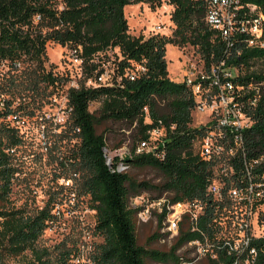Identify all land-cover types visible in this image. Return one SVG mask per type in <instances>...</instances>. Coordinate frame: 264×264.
Listing matches in <instances>:
<instances>
[{
    "label": "trees",
    "instance_id": "16d2710c",
    "mask_svg": "<svg viewBox=\"0 0 264 264\" xmlns=\"http://www.w3.org/2000/svg\"><path fill=\"white\" fill-rule=\"evenodd\" d=\"M167 1L171 5L167 16L169 26L173 27L171 36L129 33L124 8L137 3L156 8L160 7L161 0H0V59H6L9 66L0 88L11 95L21 86L34 101L33 94L43 88L40 84L47 87L54 82L45 63L49 43L80 46L85 60L117 47L121 66L128 61L144 59L146 62L147 73L134 81L123 79L119 85L69 91L72 112L68 125L71 129L79 128L76 134L79 141L64 154L59 165L75 174L78 195L87 196L95 211L94 232L102 241L91 255L94 264H147V260L178 264L176 250L193 237L181 232L166 251L138 244L135 217L140 208L129 204L131 197L153 190L159 195L170 192L171 201L200 197L208 175V166L194 151V141L205 126L192 125L193 98L183 82L169 78L165 52L168 43L190 45L205 68H209L224 56L225 46L219 34L205 22L207 0ZM239 3L254 4L264 13V0H239ZM37 15L40 18L35 22ZM236 49L240 53H233L226 60L227 65L236 67L233 81L243 87L241 98L256 100L255 106L248 109L252 124L243 133L246 158L258 160L252 165L251 173L254 180L264 183V48L238 42L233 52ZM14 61H21L22 67L13 68ZM253 61L262 64L260 68H252ZM27 62L33 65L25 68L23 64ZM92 101L101 103L95 113L89 111ZM45 103L39 100L35 108L40 109ZM10 105L8 102L6 110L0 112V264H9L15 258L20 259V264H69L75 250L72 254L69 248L53 253L49 247L38 244L55 218L54 193L32 212L9 202L17 173L10 149L20 146L24 134L3 120L4 115L12 111ZM18 106L24 110L25 105ZM104 121L134 124L137 141L147 139V130L152 127L165 128L164 141L157 150L160 156L153 152L135 154L133 145L130 154L123 157L130 168L157 171L162 177L160 184L138 181L128 171H111L105 163V136L97 132V126ZM117 159L114 158L113 164ZM261 202L264 204V199ZM159 230L158 220L148 242L161 235ZM256 245L255 264H264V237L257 239ZM206 261L231 264L224 257Z\"/></svg>",
    "mask_w": 264,
    "mask_h": 264
},
{
    "label": "built area",
    "instance_id": "2783aa9c",
    "mask_svg": "<svg viewBox=\"0 0 264 264\" xmlns=\"http://www.w3.org/2000/svg\"><path fill=\"white\" fill-rule=\"evenodd\" d=\"M207 1L204 19L224 42V56L209 68H205L199 59L197 68L186 55L185 73L181 77L194 101L192 115L195 112L201 119L200 126H205L194 141L195 154L208 166L205 188L200 197L171 201L165 195L153 200L150 206L156 212L157 222H160L161 242H165L167 237L177 239L181 232L193 236L176 250L178 264H195L201 260H219L220 257L231 264H255L258 258L256 241L264 237V204L261 202L264 199V183L253 179L251 167L258 160H247L243 133L252 124L248 109L255 106L256 100L240 97L243 87L233 81L237 74L236 67L227 65L226 60L233 53H240L239 49L233 52L238 42L248 47L264 48V13L260 7L250 3L243 5L239 0ZM160 7L163 9L161 14L168 16L171 10L168 1L161 0ZM39 18L35 16L34 21ZM151 33L170 35L172 30L169 25L158 23ZM55 45L58 52L62 51L59 63L50 62L47 52L45 62L54 82L47 84V90L41 91L40 96L33 94V97L46 103L59 104L60 107L37 114L26 112L18 104L30 102L32 97L11 95L0 88V112L6 110L8 102L12 110L4 115L3 120L21 133L26 131L30 120L37 121L45 148L46 124L60 129L66 128L70 122V89L119 85L123 79L134 81L148 71L144 59L128 61L121 66L117 47L108 48L85 60L80 46ZM12 67L20 69L22 62L14 61ZM8 70V61L0 59V81L8 75ZM71 130V139L76 144L79 141L76 137L79 128ZM147 133V139L136 142L134 153L153 152L160 156L157 150L164 141L165 128L152 127ZM14 151V148L10 149L11 153ZM103 151L105 163L111 171L123 173L129 170L130 166L123 157L129 155L130 151L124 156L120 155L114 164V158L111 159L106 153L107 149ZM239 166H242L241 170ZM74 178L75 174L64 177L63 181L69 185ZM132 200L130 198L129 204ZM137 213L145 215L143 221L148 219L146 201L144 208Z\"/></svg>",
    "mask_w": 264,
    "mask_h": 264
},
{
    "label": "rangeland",
    "instance_id": "374dc122",
    "mask_svg": "<svg viewBox=\"0 0 264 264\" xmlns=\"http://www.w3.org/2000/svg\"><path fill=\"white\" fill-rule=\"evenodd\" d=\"M161 7H150L147 3H137L127 5L125 7V17L129 26V33L138 35L140 33L146 35L152 32L154 26L158 23L169 25L166 15L162 13ZM173 27L171 26V30ZM168 36H171L168 35ZM57 46L49 43L46 52L50 62L58 64L61 52L57 51ZM186 55L191 61L200 65L198 55L194 48L190 45L176 46L168 43L166 45L165 59L167 63L168 76L171 80L181 82V77L185 73ZM32 66L31 63H24L23 66ZM262 64L257 61L252 62V68H260ZM41 87L36 96H40L41 91H46L47 87L40 84ZM20 86V85H19ZM21 87V86H20ZM14 90V95H29L21 88ZM27 97V96H26ZM29 98H26L28 101ZM41 100V99H40ZM39 99L34 101L21 103L25 105L24 110H31L34 114L39 111H54L59 104L45 103L38 109L35 104ZM100 101H92L89 104L90 112H97L100 107ZM17 106V105H16ZM23 108V107H21ZM201 119L194 112L192 115V125L200 126ZM97 132L103 133L106 140V153L111 159L125 155L129 152L133 145L136 144V129L127 122L104 121L97 126ZM46 148L41 139L38 122L30 120L26 131L23 134V140L20 146L15 147L14 166L17 173L12 184L9 194V202L15 207H21L28 212L34 211L36 208L42 207L47 198L54 193L56 198V206L54 209L55 218L48 224L40 236L38 244L46 246L53 253L65 250L67 248L73 251L75 255L69 264H94L91 255L95 247L102 241V237L94 232L95 211L91 208L87 196L78 195L77 183L75 179L70 180V184L66 185L63 181L64 177H73V173L69 170L62 169L59 160L74 145L71 139L72 130L69 125L66 128H55L50 124H46L44 134ZM128 172L138 181L145 180L154 185L162 182L160 174L151 168H129ZM60 175L61 177H56ZM72 185V186H71ZM74 189L76 192H74ZM171 196V193L165 191L160 195L157 191H144L137 196L131 197L130 206H139L144 208L145 201L149 207L148 219L143 221L144 216L136 214L135 217V233L137 242L140 245H146L151 249L166 251L175 242L176 238L167 237L165 242H161L159 236L157 239L148 242V237L156 230L157 219L156 212L150 204L153 200L162 196ZM9 264H20V259L10 260ZM147 264H169L159 263L147 260ZM195 264H208V261L201 260Z\"/></svg>",
    "mask_w": 264,
    "mask_h": 264
},
{
    "label": "crops",
    "instance_id": "0c3cea01",
    "mask_svg": "<svg viewBox=\"0 0 264 264\" xmlns=\"http://www.w3.org/2000/svg\"><path fill=\"white\" fill-rule=\"evenodd\" d=\"M124 10H125V8H124ZM125 12V11H124Z\"/></svg>",
    "mask_w": 264,
    "mask_h": 264
}]
</instances>
